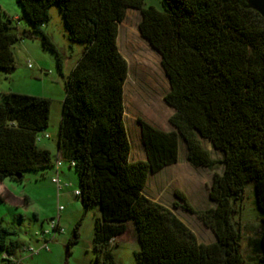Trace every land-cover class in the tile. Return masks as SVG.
Instances as JSON below:
<instances>
[{
  "label": "trees",
  "instance_id": "obj_1",
  "mask_svg": "<svg viewBox=\"0 0 264 264\" xmlns=\"http://www.w3.org/2000/svg\"><path fill=\"white\" fill-rule=\"evenodd\" d=\"M17 2L22 8L17 20L41 35L60 70V53L44 30L52 6L59 7L69 39L84 49L66 81L56 156L38 143L50 126L51 99L1 94L0 183L8 177L23 180L27 171L45 174L58 157L75 161L85 212L93 206L100 210L96 264H116L113 242L129 222L139 242L137 264H264V16L248 0H163L162 9L145 7V0ZM130 8L141 10V34L162 56L170 83L165 100L175 109L170 131L139 118L147 158L138 161L130 160L125 122L130 67L118 45L119 26ZM23 36L12 19L0 20V72L15 68L13 45ZM183 140L194 167L218 163L203 140L222 154L223 173H215L210 189L214 206L196 210L176 192L182 207L214 231L216 240L209 244L145 192L151 173L178 161ZM251 181L263 221L256 260L242 255L234 220L235 203ZM16 235L0 224V254L7 256L2 264L14 263L10 256L20 247ZM77 241L76 231L71 242Z\"/></svg>",
  "mask_w": 264,
  "mask_h": 264
},
{
  "label": "rangeland",
  "instance_id": "obj_2",
  "mask_svg": "<svg viewBox=\"0 0 264 264\" xmlns=\"http://www.w3.org/2000/svg\"><path fill=\"white\" fill-rule=\"evenodd\" d=\"M162 1L145 0L144 6L162 9ZM141 14L139 9H129L120 29V46L131 65L125 86V122L134 158L144 156L139 118L160 129L174 128L170 122L174 109L165 100L170 90L169 78L162 65L161 55L139 32ZM20 15L22 8L17 0H0V20L12 19L18 31L24 35L13 45L15 68L0 72V96L13 91L51 99L50 126L45 131L51 134V138H44L38 143L40 146L44 141L49 143L56 156L66 81L81 58L84 45L69 39L59 7L52 6L51 18L44 30L52 37L60 53V70L56 53L43 43L40 34L32 33L26 20H17ZM129 25L132 35L127 39L126 29ZM158 107H163V114L157 111ZM203 144L213 159L218 161L213 168L192 166L183 140L178 163L150 175L145 191L153 200L171 208L196 233L201 243L209 244L216 240L214 231L198 214L184 209L183 201L176 195L177 191L181 192L196 210L204 211L214 206L210 189L215 173H223L224 166L220 162L222 154L209 141L203 140ZM64 168L67 175H60L61 182L72 183V186L61 191L52 180L56 175L55 167L45 174L27 171L23 180L8 177L0 183V194L6 198L5 202L0 201V224L17 230L18 235L14 237L20 242V247L13 256L25 260V264H96L98 253L94 235L100 210L98 206H93L85 212L80 198L74 194V190L79 187L76 170L74 167L69 168L68 161H65ZM235 209L234 220L242 234L241 253L247 260H256L260 253L258 240L263 221L262 212L256 204L253 181L247 184L245 196L235 203ZM52 220H57L63 231L58 232L52 240L49 239V250L41 249L36 254L32 253L29 250L31 247L39 249L43 244L35 235L36 231L49 229ZM76 231L78 241L72 243ZM113 244L116 264H137L134 251L139 248V242L132 222L128 223L127 231Z\"/></svg>",
  "mask_w": 264,
  "mask_h": 264
},
{
  "label": "built area",
  "instance_id": "obj_3",
  "mask_svg": "<svg viewBox=\"0 0 264 264\" xmlns=\"http://www.w3.org/2000/svg\"><path fill=\"white\" fill-rule=\"evenodd\" d=\"M29 66L31 67L32 64L30 63ZM43 134H44L45 137L50 138V134L49 133H43ZM41 139H42V135L38 137L39 141ZM64 163H65V161L61 157H58L56 159V161H55L56 175L53 176L52 180H53L54 183L57 184L59 191H61L65 187H71L72 186V183L63 184L61 182V179H60V168L63 166ZM69 165L74 167L75 166V161H70ZM74 194L77 197H79L81 195L80 189L76 188L74 190ZM62 231H63V228L60 227L59 222L57 220H52V222L50 223V228L49 229H45V230H42V231H36V233H35V235L37 236L38 240L43 242L42 246L39 249L31 247L29 250L32 253H34V254L38 253L41 249L49 250L50 249V247H49L50 240L49 239L52 240L53 238H55V236H56V234L58 232H62ZM12 264H15V262L12 263Z\"/></svg>",
  "mask_w": 264,
  "mask_h": 264
},
{
  "label": "crops",
  "instance_id": "obj_4",
  "mask_svg": "<svg viewBox=\"0 0 264 264\" xmlns=\"http://www.w3.org/2000/svg\"><path fill=\"white\" fill-rule=\"evenodd\" d=\"M131 9V8H130ZM126 17H127V15H126ZM126 17H125V19L120 23V26H119V34H118V45H119V48H120V51L122 52V48H121V46H120V29H121V26H122V24L124 23V21L126 20ZM141 18H142V14H141ZM140 21H141V19H140ZM140 23V22H139ZM131 27H130V25L127 27V29H126V38L128 39V38H131L130 37V35H132V33H131V30L132 29H130ZM138 29H139V24H138ZM139 32H140V34H141V31H140V29H139ZM142 35V34H141ZM142 37H143V35H142ZM150 45H151V47H153V45L150 43V41L147 39V38H145V37H143ZM154 48V47H153ZM157 52H159L156 48H154ZM123 53V52H122ZM159 54H160V52H159ZM123 55L126 57V59H127V56L123 53ZM161 55V54H160ZM128 60V59H127ZM161 62H162V56H161ZM128 63H129V67H130V71H131V65H130V61L128 60ZM129 75H130V72H129ZM126 86V85H125ZM172 107V106H171ZM173 108V107H172ZM174 109V108H173ZM174 112H175V109H174V111H173V114H174ZM173 114H171V116L173 115ZM171 116H170V118H171ZM173 126V125H172ZM174 127V126H173ZM173 129H175V127L173 128ZM173 129H169V130H166V131H170V130H173ZM164 130V129H163ZM129 132V131H128ZM140 134H141V129H140ZM141 137H142V134H141ZM50 139L51 138V134H50V138H47V137H45L43 134H42V139ZM41 139V140H42ZM40 140V141H41ZM143 145V149H144V156H143V158H137V156L134 158V156H133V152L131 151V153H130V160L131 161H138V160H146V158H147V153H146V150H145V147H144V144H142ZM42 147H44V148H47V149H49L51 152H52V154L54 153V150L52 149V147H51V145H49V143H47V142H45L44 141V143L42 144ZM180 151H181V148H180ZM56 153L58 154V142H57V145H56ZM188 155V154H187ZM179 159H180V154H179ZM179 159H178V161H179ZM178 161L176 162V163H178ZM176 163H173V164H171V165H168V166H166V167H164L161 171H163L164 169H166V168H168V167H170V166H172V165H175ZM64 165H65V163L63 164V166L60 168V175H63V174H65V176L67 175L66 174V169L64 168ZM192 165V164H191ZM193 166V165H192ZM69 168H71L70 167V165H69ZM56 171V170H55ZM161 171H159V172H161ZM159 172H157V173H159ZM157 173H151L150 175H152V174H157ZM150 177V176H149ZM149 180V179H148ZM148 183V182H147ZM147 185V184H146ZM145 189H146V187H145ZM146 192V191H145ZM147 194V193H146ZM0 195H2V194H0ZM3 196V195H2ZM6 199V198H5ZM5 257H7L6 255H2L1 256V258H0V264H2L3 263V258H5ZM11 257V259L13 260V262H15V264H25L26 263V261L25 260H23V259H20L19 257H14V256H10Z\"/></svg>",
  "mask_w": 264,
  "mask_h": 264
},
{
  "label": "water",
  "instance_id": "obj_5",
  "mask_svg": "<svg viewBox=\"0 0 264 264\" xmlns=\"http://www.w3.org/2000/svg\"><path fill=\"white\" fill-rule=\"evenodd\" d=\"M249 5L259 11L264 16V0H248ZM31 36V35H30ZM18 179H22L23 173L16 175Z\"/></svg>",
  "mask_w": 264,
  "mask_h": 264
},
{
  "label": "bare ground",
  "instance_id": "obj_6",
  "mask_svg": "<svg viewBox=\"0 0 264 264\" xmlns=\"http://www.w3.org/2000/svg\"><path fill=\"white\" fill-rule=\"evenodd\" d=\"M157 111H158L159 113H161V114L164 113V111H163V107H162V109H161L160 107H158V108H157Z\"/></svg>",
  "mask_w": 264,
  "mask_h": 264
}]
</instances>
